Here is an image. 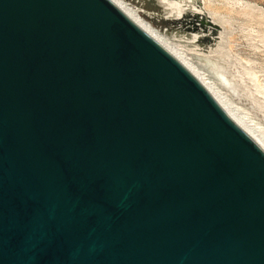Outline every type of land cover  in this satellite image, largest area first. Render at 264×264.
Masks as SVG:
<instances>
[{
	"label": "water",
	"instance_id": "95a60500",
	"mask_svg": "<svg viewBox=\"0 0 264 264\" xmlns=\"http://www.w3.org/2000/svg\"><path fill=\"white\" fill-rule=\"evenodd\" d=\"M0 264H264V149L114 0H0Z\"/></svg>",
	"mask_w": 264,
	"mask_h": 264
},
{
	"label": "rangeland",
	"instance_id": "374dc122",
	"mask_svg": "<svg viewBox=\"0 0 264 264\" xmlns=\"http://www.w3.org/2000/svg\"><path fill=\"white\" fill-rule=\"evenodd\" d=\"M197 1L199 13L188 9L178 17L166 16L161 7L156 12L123 2L201 72L264 141V0ZM218 67L234 91L216 78Z\"/></svg>",
	"mask_w": 264,
	"mask_h": 264
},
{
	"label": "bare ground",
	"instance_id": "6f19581e",
	"mask_svg": "<svg viewBox=\"0 0 264 264\" xmlns=\"http://www.w3.org/2000/svg\"><path fill=\"white\" fill-rule=\"evenodd\" d=\"M116 4L120 7V9L125 13L128 17H130L133 21H135L138 25H140L143 29H145L148 33H150L153 37H155L159 42H161L164 46H166L169 50H171L212 92V94L218 99V101L224 106V108L229 112V114L234 118V120L264 149V141L260 138V136L254 132L247 124L246 120H243L240 117L237 109L230 104L227 100L220 96V94L213 88V86L208 83L203 74L188 64L183 57L174 51L171 47H169L168 43L155 29H153L147 22L139 18L137 12L132 7L128 6V4L124 3L121 0H114ZM159 7L162 8L164 14L166 16H176L179 15L186 10H192L193 12H198V1L197 0H156ZM188 10V11H189ZM218 66V65H217ZM224 68L218 67L215 69V76L221 83V85L226 86L234 91V84L226 80L225 78V70ZM245 121V122H244ZM253 128V127H252Z\"/></svg>",
	"mask_w": 264,
	"mask_h": 264
}]
</instances>
